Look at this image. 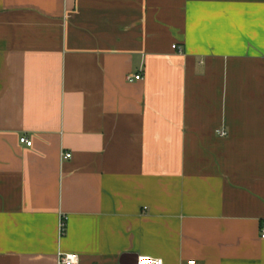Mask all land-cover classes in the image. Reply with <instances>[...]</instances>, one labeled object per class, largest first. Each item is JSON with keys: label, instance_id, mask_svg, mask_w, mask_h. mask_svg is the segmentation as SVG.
Instances as JSON below:
<instances>
[{"label": "crops", "instance_id": "0c3cea01", "mask_svg": "<svg viewBox=\"0 0 264 264\" xmlns=\"http://www.w3.org/2000/svg\"><path fill=\"white\" fill-rule=\"evenodd\" d=\"M263 233L264 0H0V264H264Z\"/></svg>", "mask_w": 264, "mask_h": 264}, {"label": "built area", "instance_id": "2783aa9c", "mask_svg": "<svg viewBox=\"0 0 264 264\" xmlns=\"http://www.w3.org/2000/svg\"><path fill=\"white\" fill-rule=\"evenodd\" d=\"M176 47V45L174 46ZM142 79L141 74H130L128 76L129 81H135V80H140ZM219 134L222 136L227 135V131L220 129ZM21 143L26 144L27 146H32L33 141L29 139L26 136L21 137ZM66 158H71L72 153H65ZM67 227V218L64 216L61 220L60 224V229H61V234H64L66 231ZM264 237V233L262 235ZM59 263L60 264H79L80 263V257L77 254L74 253H64L60 252L59 253ZM137 264H166L163 258L160 257H153L149 255H140L138 256ZM184 264H200L199 261L196 259H189L186 261Z\"/></svg>", "mask_w": 264, "mask_h": 264}, {"label": "water", "instance_id": "95a60500", "mask_svg": "<svg viewBox=\"0 0 264 264\" xmlns=\"http://www.w3.org/2000/svg\"><path fill=\"white\" fill-rule=\"evenodd\" d=\"M138 260V259H137ZM137 264V263H136Z\"/></svg>", "mask_w": 264, "mask_h": 264}]
</instances>
